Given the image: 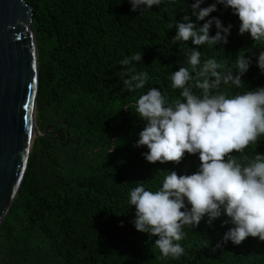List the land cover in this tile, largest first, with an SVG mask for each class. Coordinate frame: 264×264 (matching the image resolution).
<instances>
[{
  "label": "trees",
  "instance_id": "trees-1",
  "mask_svg": "<svg viewBox=\"0 0 264 264\" xmlns=\"http://www.w3.org/2000/svg\"><path fill=\"white\" fill-rule=\"evenodd\" d=\"M26 2L33 8L39 54L38 123L44 129L56 125L60 137L37 140L32 148L18 196L0 227V264H264V243L255 238L211 250L227 231L221 220L212 228L203 222L185 228L180 242L185 255L176 260L161 257L155 238L132 223L135 208L128 193L135 183L155 190L166 172L190 175L200 164L198 156L188 154L179 164H150L142 155L147 148L134 147L144 127L133 114L140 92L156 87L170 99L179 98L170 76L194 46L173 45L176 29L170 25L194 0H164L143 15L132 12L128 0ZM212 3L205 0L201 7ZM212 16L233 28L223 49H201L202 62L215 58L227 71L240 49L257 55L264 50L250 35L238 34L240 22L231 10L218 6ZM141 52L142 62L135 66L150 80L129 94L118 62ZM242 79L249 89L264 87L255 65ZM255 152L264 154V137L244 150L249 158Z\"/></svg>",
  "mask_w": 264,
  "mask_h": 264
},
{
  "label": "clouds",
  "instance_id": "clouds-1",
  "mask_svg": "<svg viewBox=\"0 0 264 264\" xmlns=\"http://www.w3.org/2000/svg\"><path fill=\"white\" fill-rule=\"evenodd\" d=\"M128 3L132 12L143 15L164 0ZM204 4L205 0H194L182 19L170 25L176 29L173 45L194 46L170 76L179 98L170 99L156 87L140 92L150 80L147 71L135 66L142 62L143 52L118 62L122 75L128 77L122 82L123 91L140 92L132 113L144 123L134 145L147 148L143 158L150 164H179L188 154L200 161L190 175L169 171L155 190L137 182L128 193L136 231L155 238L161 257L173 260L185 255L180 243L186 239L185 228L197 229L202 222L212 228L221 220V226L227 227L213 252L229 242L240 246L249 237L264 243V154L255 152L252 158L244 154L264 137V87L249 89L242 79L253 65L264 75V50L257 55L240 49L227 71L215 58L201 61L204 46L223 49L229 44L233 25L225 26L212 16L218 6L238 18L239 35H250L255 47L264 49V0H214L201 7ZM239 89L244 90L233 91Z\"/></svg>",
  "mask_w": 264,
  "mask_h": 264
},
{
  "label": "water",
  "instance_id": "water-1",
  "mask_svg": "<svg viewBox=\"0 0 264 264\" xmlns=\"http://www.w3.org/2000/svg\"><path fill=\"white\" fill-rule=\"evenodd\" d=\"M26 0H0V227L20 191L36 141H57L38 123L39 54ZM55 135V138H51Z\"/></svg>",
  "mask_w": 264,
  "mask_h": 264
}]
</instances>
